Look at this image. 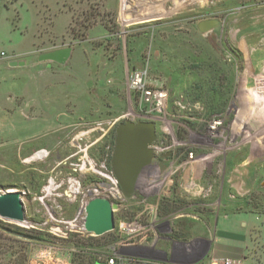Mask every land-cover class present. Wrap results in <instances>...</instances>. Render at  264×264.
<instances>
[{
  "label": "rangeland",
  "instance_id": "1",
  "mask_svg": "<svg viewBox=\"0 0 264 264\" xmlns=\"http://www.w3.org/2000/svg\"><path fill=\"white\" fill-rule=\"evenodd\" d=\"M66 9L73 19L64 32ZM95 10L111 31L100 22L84 28ZM263 17L264 0H1L0 192H21L24 221L0 217V264H104L120 255L194 264L196 247L185 257L178 240L164 248L167 238H193L203 250L195 235L218 215H263L264 124L241 109L244 77L263 75L252 56L264 53V22L254 23ZM204 20L218 24L200 31ZM64 46H73L65 64L38 60ZM140 68L149 86L168 91L166 113L145 112L129 92V74ZM88 75L97 78L90 87ZM125 120L154 123L152 159L130 198L103 190ZM41 150L43 158L25 162ZM86 157L93 168L81 171ZM89 189L118 204L114 226L136 219L139 233L83 231Z\"/></svg>",
  "mask_w": 264,
  "mask_h": 264
},
{
  "label": "water",
  "instance_id": "2",
  "mask_svg": "<svg viewBox=\"0 0 264 264\" xmlns=\"http://www.w3.org/2000/svg\"><path fill=\"white\" fill-rule=\"evenodd\" d=\"M218 22L216 20H204L198 23V29L210 30ZM71 48H59L44 52L39 55V60H52L64 63L70 56ZM11 66L23 65V62H10ZM92 81H88L90 87ZM113 94V93H112ZM154 123L132 122L125 120L120 122L115 129L114 145L111 154V173L115 180V186L124 198L133 196L139 172L152 159ZM88 193L92 195V190ZM21 192L7 189L0 192V217L14 222L24 221V208L21 200ZM118 204L111 202L107 197L93 195L85 204L84 230L95 236L102 235L114 229L113 210Z\"/></svg>",
  "mask_w": 264,
  "mask_h": 264
},
{
  "label": "crops",
  "instance_id": "3",
  "mask_svg": "<svg viewBox=\"0 0 264 264\" xmlns=\"http://www.w3.org/2000/svg\"><path fill=\"white\" fill-rule=\"evenodd\" d=\"M16 1L17 0H14V2ZM66 11L70 13V22L68 23L64 32H66L69 24L72 22L73 19L71 12L67 9ZM42 20H43V16L41 15L39 27L41 25ZM53 24L54 23L52 19L50 20L51 28L53 27ZM91 28H93V26ZM91 28H89V30H91ZM104 30L106 31L105 28ZM33 47H34V43H32L31 49H33ZM69 47L71 48L70 51V56H71L73 46H69ZM61 48H65V46ZM70 56L64 63H59V64L62 65L65 64L70 59ZM6 61L9 66H11L10 62L13 61L23 62L24 65V61L11 60L9 58ZM39 61H44V60H39ZM16 66H21V65H16ZM88 80H91L92 84L93 81L94 83L97 82V78L92 75L87 76V82ZM108 82H112V79H108ZM54 83H59V82L55 80ZM84 86L86 85L84 84L83 87ZM62 89L63 88L60 87L59 92ZM195 237L198 241L204 243L205 247L203 250H200L201 248L198 242L196 245L193 241V238L187 239V237L184 239L183 238L172 239L168 237L167 238L168 240L166 241V243H164V248L165 249L168 248L166 247V245H169L170 242H174L178 240L176 242L178 243V249L180 250V253L183 256L187 257L188 255L184 251H186L190 247H194V248L196 247V249H198V252L200 251L199 252L200 254L193 262L194 264H214L215 260H220L223 258H231L237 260L239 261V264H264V214L259 215L247 211H234V212L220 214L215 218L214 225L212 226L211 229H209L208 232H199L197 235H195ZM150 259L161 261L163 262V264L170 263V261H168L167 258L164 256L163 258H156L152 256ZM174 260L175 261L173 260L172 261L177 262L178 264H187L185 263V260L183 261L181 258L179 260L176 259ZM189 262L191 263V261ZM149 264H158V263L149 262Z\"/></svg>",
  "mask_w": 264,
  "mask_h": 264
},
{
  "label": "built area",
  "instance_id": "4",
  "mask_svg": "<svg viewBox=\"0 0 264 264\" xmlns=\"http://www.w3.org/2000/svg\"><path fill=\"white\" fill-rule=\"evenodd\" d=\"M147 70L133 69L129 74L128 88L129 92L133 94L137 102L145 108V112L156 111L159 113H166L169 94L168 91L160 87H152L147 84ZM156 150L155 147H153ZM92 190V189H91ZM89 191V190H88ZM92 194L94 195L93 191ZM118 232L122 234L137 235L140 231L138 221L134 219L132 222L120 221L114 226ZM81 229L84 231V227ZM141 261L137 258L127 259L120 256H110L104 264H140ZM214 264H239V261L231 258H223L215 260Z\"/></svg>",
  "mask_w": 264,
  "mask_h": 264
},
{
  "label": "bare ground",
  "instance_id": "5",
  "mask_svg": "<svg viewBox=\"0 0 264 264\" xmlns=\"http://www.w3.org/2000/svg\"><path fill=\"white\" fill-rule=\"evenodd\" d=\"M150 1V0H149ZM177 1V0H176ZM186 1V0H184ZM182 0V2H184ZM179 3V2H178ZM150 4V3H149ZM148 5V4H147ZM146 5V6H147ZM149 6V5H148ZM125 7V5H124ZM121 8V7H120ZM123 8V7H122ZM121 8V9H122ZM126 8V7H125ZM146 8V7H145ZM144 8V9H145ZM153 8V7H152ZM143 9V10H144ZM149 9V8H147ZM163 9V8H162ZM161 9V10H162ZM165 9V8H164ZM155 10V9H154ZM153 10V12H154ZM126 11V10H125ZM156 11V10H155ZM163 11V10H162ZM144 12V11H143ZM157 12V11H156ZM137 13V11H136ZM148 13V12H147ZM151 13V12H150ZM145 14V12H144ZM164 14V13H163ZM127 16V15H126ZM138 16V15H137ZM132 17V16H131ZM145 18V17H144ZM159 18V17H158ZM130 19V18H129ZM146 19V18H145ZM122 20V19H121ZM264 20V17L262 19L256 18L254 23L256 26H258L260 23L264 22L262 21ZM145 21V20H144ZM123 22V21H122ZM123 24V23H122ZM126 26V25H125ZM263 45H264V41H263ZM252 56H254L255 58H260L259 62H260V66L264 67V53L262 52H255L252 54ZM261 68V67H260ZM263 75L257 77L256 80H254L253 77V73L250 72L247 76L244 77V88L242 91V98H241V109H243L244 111H246V117L247 119L251 118L252 116H256L257 118L259 117L260 123L264 124V68L262 69ZM260 134V133H259ZM256 136V133H255ZM260 136V135H257ZM261 140V139H260ZM261 145V144H260ZM263 146V145H262ZM46 151L41 150L38 151L37 153H34L33 155H31L30 157H28L25 162L27 160H35L38 159L40 157L43 158V156H45ZM30 162V161H29ZM89 163L91 168H93L92 166L94 165L92 161L88 160V158L86 157V160L83 161V163L79 166L80 170H88V168L86 169L87 165L86 163ZM107 178L110 180V184L112 185L111 187L109 186V188H103L104 191H107L109 193V195L111 196H116L119 192V189L115 186V180L112 177L107 176ZM51 181V180H50ZM53 181V180H52ZM52 183V182H51ZM55 184V183H54ZM94 195H99L102 192L99 191L98 189H92Z\"/></svg>",
  "mask_w": 264,
  "mask_h": 264
},
{
  "label": "trees",
  "instance_id": "6",
  "mask_svg": "<svg viewBox=\"0 0 264 264\" xmlns=\"http://www.w3.org/2000/svg\"><path fill=\"white\" fill-rule=\"evenodd\" d=\"M88 20L87 24H83L84 28L89 29L93 25H95L97 22H100L101 25L107 30L111 31L110 27L108 24L104 21V18L101 16L100 12L98 10H95L94 12H90L87 16L86 19ZM84 36V33L82 34V37ZM172 238V237H171ZM97 262L94 259H90L88 264H96ZM83 264V263H82Z\"/></svg>",
  "mask_w": 264,
  "mask_h": 264
},
{
  "label": "flooded vegetation",
  "instance_id": "7",
  "mask_svg": "<svg viewBox=\"0 0 264 264\" xmlns=\"http://www.w3.org/2000/svg\"><path fill=\"white\" fill-rule=\"evenodd\" d=\"M116 129V128H115ZM150 147H151V145H150ZM152 148V147H151ZM81 152L83 151L82 149L80 150ZM80 151H77L74 155H72V156H75L76 158L75 159H77V160H80V158L82 157V156H77V154L80 152ZM71 164H74V163H71ZM143 170V169H142ZM134 190H135V188H134Z\"/></svg>",
  "mask_w": 264,
  "mask_h": 264
}]
</instances>
